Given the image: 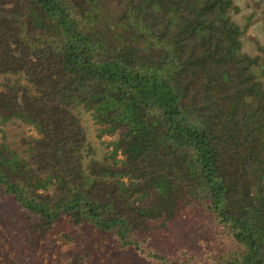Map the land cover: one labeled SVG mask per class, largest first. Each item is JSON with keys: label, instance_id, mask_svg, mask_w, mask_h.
Instances as JSON below:
<instances>
[{"label": "trees", "instance_id": "1", "mask_svg": "<svg viewBox=\"0 0 264 264\" xmlns=\"http://www.w3.org/2000/svg\"><path fill=\"white\" fill-rule=\"evenodd\" d=\"M107 2L130 39L98 26ZM231 9V0H0V73L21 72L33 88L4 76L0 117L39 133L27 158L0 144V237L14 250L0 264H58L37 262L39 250L56 251L54 228L73 240L71 264H95L100 244L160 264H264V89ZM77 102L118 129L119 164L92 161L83 173Z\"/></svg>", "mask_w": 264, "mask_h": 264}, {"label": "rangeland", "instance_id": "2", "mask_svg": "<svg viewBox=\"0 0 264 264\" xmlns=\"http://www.w3.org/2000/svg\"><path fill=\"white\" fill-rule=\"evenodd\" d=\"M232 3L238 6L239 10H230L228 15L232 21L237 23L242 33L240 39V50L248 55H258V62L252 65L251 69L257 80L261 82L264 89V0H231ZM114 3L107 2L106 8L100 12V27L108 26V33H114L116 38L120 35L130 39L125 33L123 27L115 22H110L114 16L112 10ZM108 20L110 23L106 24L104 21ZM119 34V35H116ZM121 41V40H120ZM119 40L116 41V43ZM140 48H144V43H138ZM4 76L17 79L21 84L26 85L29 91L33 93L32 86L26 81L21 72L17 74L0 73V91L2 90L1 82ZM70 111L78 119L84 131V142L82 147L78 150L80 155V163L85 175L92 173V161L97 162V165H116L119 164L118 159L122 158L120 152L115 150L114 142L118 137V129L112 128L109 124L99 122L93 115L91 109H87L81 102L74 103ZM39 137L36 128L25 122L19 117L11 116L7 119L0 117V144H5L9 149L13 150L19 156L27 158L29 153V146L32 143V138ZM100 175L106 179H113L116 175L109 174ZM119 180L127 182L126 176L118 177ZM53 185H49L47 191L50 192ZM179 219V218H178ZM182 220L176 221L171 228L178 233L185 228L182 225ZM193 225V222H192ZM185 231V230H184ZM186 232V231H185ZM190 233L186 234L188 237ZM53 238L56 251L49 253L39 250L37 252V262L44 263L50 258H56L58 264H71V254L73 249V240L67 237L64 230L55 229L49 234ZM168 237V236H167ZM147 249L151 248V244H156L152 239L146 238ZM167 245H170L168 242ZM160 250L162 247H154ZM169 248L174 249L176 245L171 244ZM96 256L94 257L95 264H160L156 261H151L148 258L142 257L132 249H126L119 252L108 253V248L104 244H100L94 248ZM107 253V254H106ZM14 250L8 245L5 239L0 237V259L3 256L13 257ZM110 257V258H109ZM112 260V261H109ZM79 264H89L86 258H81Z\"/></svg>", "mask_w": 264, "mask_h": 264}]
</instances>
